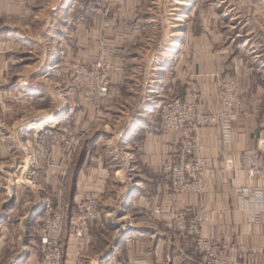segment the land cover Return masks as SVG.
Returning <instances> with one entry per match:
<instances>
[{
  "label": "crops",
  "instance_id": "obj_1",
  "mask_svg": "<svg viewBox=\"0 0 264 264\" xmlns=\"http://www.w3.org/2000/svg\"><path fill=\"white\" fill-rule=\"evenodd\" d=\"M150 1L111 0L105 4V0H91L92 6L83 13L82 0H58L56 7L54 0H0V264H42L36 232L49 208L56 206L57 187L32 185L48 174L45 166L37 164V143L60 164L59 169L48 167L49 174L62 176V168L68 167L69 176L77 160L72 186L67 188L70 208L62 264H203L195 242L172 230L171 215L155 213L158 207L168 208L193 218L201 206L216 213L215 220L203 229L204 237L243 247L244 252L233 254L239 257V264H264V207L260 201L236 194L238 188H254L264 195V180L250 181L241 171L242 156L248 149L259 152L264 160V129L260 127L264 121V14L253 0H237L236 8L221 12L222 22L211 11L207 23L175 24L170 29L174 35H165L156 47L155 40L145 34L153 27L144 22L153 14ZM193 9L189 15L196 13ZM83 15L85 22L80 21ZM233 16H238V22L225 24L226 19L234 21ZM23 17L31 19L28 26H23ZM73 20L89 33L88 56H64L66 51L60 45L56 57L49 50L32 60L36 62L33 70L22 69L23 55L33 56L32 52L22 54L23 46L51 48L55 35L58 44L63 43L70 38L65 30L72 27ZM100 39L114 48L113 61L121 65L156 50L153 80L143 102L135 107L107 102L98 119L90 121L86 107L70 105L69 93L61 89L55 109L32 108V104L55 98L53 89L42 80L66 77L67 69L62 66L70 58L79 63L92 57ZM79 43L80 48L85 41ZM229 80L239 82L241 105L236 119L227 126L219 120L199 131L203 155L211 161L209 190L204 197L174 194L170 187L173 158L161 155L159 149L164 145L175 154L181 136L161 127L160 111L167 101L164 94L171 97L168 102L189 100L196 84L200 111L218 114L221 85ZM110 91L111 98L112 88ZM13 96L24 99L20 104L23 111L14 109ZM52 117V125L36 130ZM110 117L118 121L113 124ZM94 128L99 129L93 132ZM42 129L48 130L37 137ZM74 135L85 137L75 152L71 148ZM23 168H29L26 180L21 178ZM89 191L96 192L103 218L91 226L77 257L72 229L77 205ZM113 192L115 196L110 197ZM31 194L37 196L35 202L26 201ZM23 209H28V215L19 221ZM125 225L132 229L124 233ZM15 226L23 231L11 238L5 232ZM10 240H14V248L3 262Z\"/></svg>",
  "mask_w": 264,
  "mask_h": 264
},
{
  "label": "built area",
  "instance_id": "obj_2",
  "mask_svg": "<svg viewBox=\"0 0 264 264\" xmlns=\"http://www.w3.org/2000/svg\"><path fill=\"white\" fill-rule=\"evenodd\" d=\"M254 2L259 12L264 14V0H254ZM101 65V63L98 65L97 73H94V68L93 75L95 74L100 82L98 83V97L100 101H103L109 95V80L112 74L102 72ZM121 70L119 67L116 73L118 74ZM89 71L91 70L86 68L77 69L78 79L81 73L82 75L88 74ZM197 89L198 85L195 84L189 100L173 101L161 109L162 129L166 133L180 135L181 140L175 154L172 155L164 145L160 147L159 152L161 155L173 158L170 168L171 191L177 195L195 194L204 197L209 190L208 173L211 170V161L203 155V140L199 131L202 127L216 125L219 120L226 126L227 123L235 120L238 113L237 108L241 105V96L238 81H225L218 95V114H204L200 111ZM92 107L99 108V105ZM260 127L264 129V121ZM81 141V137L73 141V152L78 149ZM52 165L54 166V163ZM67 168H65L64 177ZM241 171L250 181L264 180V160L261 154L252 149L246 150L242 156ZM236 194L241 198L250 197L255 201H260L264 207L263 193L254 188H238ZM155 213L171 215L172 230L178 236L192 239L195 242L196 252L204 260L203 264H239V257L233 254L244 252L243 247L225 245L220 238L202 235L203 229L215 220V211L201 206L193 218H189L187 213L173 212L168 208L163 210L158 207ZM102 218L103 213L96 192H86L77 205L72 229L77 257L81 255L85 247L89 229L99 223ZM68 220L69 214L67 215L63 208L60 211L49 208L44 220L39 224L36 236L42 248V264H62V240ZM131 229V225H125L123 232L126 233Z\"/></svg>",
  "mask_w": 264,
  "mask_h": 264
},
{
  "label": "rangeland",
  "instance_id": "obj_3",
  "mask_svg": "<svg viewBox=\"0 0 264 264\" xmlns=\"http://www.w3.org/2000/svg\"><path fill=\"white\" fill-rule=\"evenodd\" d=\"M105 1H106L105 4L111 3V2H109L111 0H105ZM150 2H151L150 8L153 11L152 12L153 14L148 19L144 18V22L152 23L153 27L148 29L145 32V34L149 35V37H151L152 39L155 40L156 47L158 46V43H160V41L163 40V37L165 35H166V37H170V35L171 36L174 35V33L170 32V29H172L171 27H173V25L178 24L181 27H183L189 23H193L195 25L207 23L211 18V16H210L211 11L218 14L219 21L222 22V19L224 16H222L221 12H223L227 8L233 10L234 8H236V4H237V0H151ZM253 2H254V0H253ZM54 3H55L54 5L56 7V5L58 4V0H54ZM254 5L256 6L255 2H254ZM80 6L82 7L81 11L83 13H85L87 11L86 9H88V8L90 9V7L92 6V2H91V0H82V4ZM192 8H195L193 10H197V11H196V13L189 15L190 10ZM256 8H257V6H256ZM234 17L235 16H233V18ZM237 18H238V16L235 17L234 21H228L226 19L225 24L237 23L238 22ZM80 19H81L80 21H82V22H85L87 20L85 18V15L80 17ZM30 20L31 19H29V17L27 19H26V17H23L21 22H22L23 26H26V25L28 26V24H30L29 23ZM70 22L72 23V27L70 29L68 28L65 30V34L70 38L68 40L64 41L63 43L58 44V42H57L58 37H57V35H55V38H54L55 42L52 45L53 47H51V48L46 49L45 47H39L38 46V47L30 49L29 47L23 46L22 49H20L21 53L23 54V53L32 52L33 56H32V58L31 57L26 58L28 55H26V56L23 55L22 66H21L22 69L26 70V69H30L33 67L32 68V70H33L35 65H36V62H34L32 60L35 59V57L41 58V57L45 56L46 52L49 50H53L55 52V57H56V51L62 50L60 45H63V50L65 49V51H66L64 53V56H65V54H67L69 56L73 55V57H76V54H77V56L79 54H81V55L87 54V56H88V54H89L88 52L90 49L87 47L88 42H89V40H88V34L89 33L87 32V29L81 30L79 25H77L78 20H73V22L72 21H70ZM154 26H156V27H154ZM131 33L132 32H125L124 35H132ZM81 39H82V41H85V43L81 44L82 47L79 48V47H77V45L80 44L79 41ZM8 49L10 50V49H14V48L10 47ZM17 50H19V49H17ZM95 50H96V53L94 55H91L92 57L86 59L85 61L81 60L78 63V62L72 61V58H70L71 60L68 64H64L63 66L60 64L58 70H60V73H61V66L64 69H67L66 74H65L66 77L60 75L58 77H53L51 79H48V81L46 79H44V80L41 79L43 82H47V84H48L47 87H51L53 89V91H54L53 94H54L55 98H53L52 101L49 100L46 102L43 101L41 103L38 102L35 106L32 104V108H37L38 110H46V109L49 110V109H53V108L55 109L57 104H59L55 100V99H57L56 95L61 94V92H60L61 89H63L66 94L69 93V97H68L69 100L68 101H69L70 105H72V106L84 105L86 107L87 117L88 118L91 117L90 119H88L90 121L98 119V116L102 113L103 108L105 109V104L107 102H109V104L119 105V106H123V107H127L128 105H132L133 107L139 106V104H141L144 100V94L147 91L146 87H147L148 83H151L153 80L152 76L154 75V73L152 72V69L154 68V66L156 64L155 60L153 58V55L155 54L156 50L153 53H152V51L147 53L148 56L146 58L135 59V58L131 57V59L129 60V63L125 64V65H121V64L115 63L113 61L114 48L106 40H104V39L98 40L96 42V45H95ZM132 50L133 49L131 48L129 51L133 52ZM142 52L143 51H140L139 53L142 54ZM61 56H63V54ZM29 59H31V61ZM39 61L40 60H38L37 63H39ZM100 63L102 64L100 67L102 69V72H107V73L112 74L111 80H109V82H110L109 93L111 95L110 89L112 88L113 96L110 98V95H108V97L103 101L102 100L100 101V98L98 97V83H100V82H99L97 76H95V74L93 75L94 68H95L94 73H97L96 69H98V65ZM119 67H121V69H122L121 70V72H123L122 74H120L121 72H119L118 74L116 73V70ZM84 68L90 69L91 71H89L88 74L82 75V73H81L79 76V79H78V76L76 73L77 69H84ZM90 74H92V75H90ZM113 82H114V84H113ZM167 85H168V82H167ZM81 88H82V90H81ZM164 96H165V99H167V101H165L166 103L164 105H162V108L166 104L170 103V102H168V100L171 99V97L167 96L166 94H164ZM10 101L12 103H14V109L17 107L16 111H18V110L23 111L24 110V107H22L24 105H20V104H24V99L22 101L17 96H15V97L13 96V97H10ZM94 105H99V108L92 107ZM108 119H109V122L111 120L113 124L118 121V119L116 117H110ZM90 121H88V122H90ZM160 123H161V113H160ZM98 129L99 128H94L93 132L95 130H98ZM47 130L48 129H46V130L42 129L38 133L37 137L40 136L41 133H44ZM114 131L115 130L113 129L112 132H114ZM116 131H119V127ZM78 137L82 138V141L78 147V149H79L80 147H82L83 142L85 141L84 140L85 137L83 135H79V136L74 135L73 141ZM87 137L89 138V135L86 136V139H87ZM73 141L71 144V148H72L73 143H74ZM36 146H38L37 152L39 153L38 159H37V164L39 166H45L43 168H46L48 171H50L49 168H58L59 169L60 164L56 165L57 164L56 161H54L50 157V155L46 153V150L42 147V145H40V143H37ZM27 149H30V148H27ZM37 152H36V154H37ZM52 163H54V166L52 165ZM76 164H77V160L74 161L73 168H72L69 176L67 175L68 168H67V172H66L65 177H64V174H62V176L56 175L55 173L49 174V172L47 171V173H48L47 175L41 176L40 178L35 180L34 183L32 182L33 184L31 183L32 185H34V184L46 185L47 184V185H54L55 187H57L56 192H55V196H54L56 206L51 207V209L54 211H60V209L63 208L67 212V215L69 214L70 206H69V203H68L67 198H66L67 197V188H70L72 186L73 176H74V168H75ZM65 168H62L63 172H65ZM20 173L22 174L21 178L26 180L27 175L29 176V168L21 169ZM7 185H9L8 182H7ZM115 191L116 190H114V192ZM114 192L110 193V197L115 196ZM36 197H37L36 195L31 194V195L27 196L26 201L27 202H35L37 199ZM27 215H28V209L27 210L23 209V211L19 214V216L17 218L19 219V221H22L23 218H25ZM68 222H69V220H68ZM67 225H68V223H67ZM22 231H23V227L19 228V226H15L14 228H11V230H9L5 233L7 235L11 236V238H13V237L17 238L15 236H17ZM66 231H67V226H66L65 233H66ZM65 233H64V235H65ZM10 241H11V242H9L10 247L8 249H6L2 255V257L4 256V258L2 260L3 262L5 261V258H7V259L9 258L7 256L11 253V250L14 248V246H13L14 240H10ZM62 263H63V260H62Z\"/></svg>",
  "mask_w": 264,
  "mask_h": 264
},
{
  "label": "bare ground",
  "instance_id": "obj_4",
  "mask_svg": "<svg viewBox=\"0 0 264 264\" xmlns=\"http://www.w3.org/2000/svg\"><path fill=\"white\" fill-rule=\"evenodd\" d=\"M55 118H48L43 120L40 124L36 126V130H40L43 126L52 125L54 123ZM40 132V131H39Z\"/></svg>",
  "mask_w": 264,
  "mask_h": 264
}]
</instances>
